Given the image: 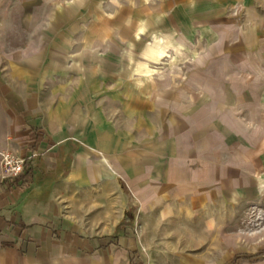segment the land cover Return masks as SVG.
I'll use <instances>...</instances> for the list:
<instances>
[{
	"label": "rangeland",
	"instance_id": "obj_1",
	"mask_svg": "<svg viewBox=\"0 0 264 264\" xmlns=\"http://www.w3.org/2000/svg\"><path fill=\"white\" fill-rule=\"evenodd\" d=\"M132 1L0 0V50L19 74L26 69L45 127L60 131L49 141L66 158L62 170L78 152L87 156L74 204L87 226L111 215L136 264H264L235 259L264 249V230L253 228L264 212V0H135L145 17H159L155 28H183L194 42H177V65L151 76V100L125 75L132 28L113 19L131 16ZM128 95L148 114L136 105L125 113ZM76 108L91 127L82 137L69 121ZM103 133L111 134L106 146L96 142ZM100 148L138 150L111 160L113 178L98 179Z\"/></svg>",
	"mask_w": 264,
	"mask_h": 264
},
{
	"label": "crops",
	"instance_id": "obj_2",
	"mask_svg": "<svg viewBox=\"0 0 264 264\" xmlns=\"http://www.w3.org/2000/svg\"><path fill=\"white\" fill-rule=\"evenodd\" d=\"M7 53L0 50V152L10 135L13 149L30 160L24 180L22 175L0 182V264H136L127 239L114 235L111 215L99 214L100 221L91 226L84 223L86 214L72 193L82 179V166L74 170L75 156L69 171L62 170L66 158L56 154L58 147L51 142L61 133L49 129V123L45 127L41 116L47 109L34 103L26 69L19 74ZM56 124L59 128L60 119ZM259 193L264 196V188Z\"/></svg>",
	"mask_w": 264,
	"mask_h": 264
},
{
	"label": "bare ground",
	"instance_id": "obj_3",
	"mask_svg": "<svg viewBox=\"0 0 264 264\" xmlns=\"http://www.w3.org/2000/svg\"><path fill=\"white\" fill-rule=\"evenodd\" d=\"M73 1L75 2V0ZM80 1L83 3V1L85 0ZM143 2H148V0H143ZM95 3L97 2L93 1V6L95 5ZM139 3H141V1H132L133 6H136V8H133V13L131 14V16L129 15L128 17H123L121 16V14H119L113 19L120 20L121 23H123L124 25H128L132 28V35L128 40H126L125 43H127L128 48H134V50L131 54H129L130 62L127 64V68H130L127 69L125 75L132 81L131 87L136 94L141 95L144 99L151 100L152 95L154 96L156 94L153 92L154 88H152L151 85V76L157 74L159 76V79H162L164 73L159 72V69L162 68V65L168 64L171 67L177 65L178 57H176L174 54V51L178 52V48L176 45L177 42H181V44L183 42L186 44L189 43V46L194 45V42L191 40L190 33L185 32L183 28H181V30L172 29V31L170 32H163L162 30H158V28H155V26L153 25L158 23L159 17L155 16L151 19L145 17L142 14V7L139 6ZM133 19L135 21L134 23ZM104 20L108 21L111 19L105 18ZM190 26L191 35H194L197 31V27L191 25V23ZM199 29L201 37H208L206 33L209 30L211 31L208 25H201L199 26ZM104 32L105 33L103 34L106 37L108 33L106 31ZM187 48L188 50L190 49L189 47ZM121 69L123 70V66H120L119 70L121 71ZM98 90V83L95 82L91 86L90 92L95 95L97 94ZM128 97L131 96L128 95ZM100 103L102 102L100 101ZM133 105L141 107V110L137 112L138 115H146V113L148 114L149 111L145 110L146 105L140 104L136 101L134 97H131V99H127L124 110L125 113H127L130 117H132V115L134 114L133 110L131 109L133 108ZM152 105H150V108L152 107L153 111L150 110V112L152 114H155V116L157 117V110L153 109L156 106L155 104ZM119 114L121 116H124L122 110L119 111ZM92 116L93 119L98 121H100L103 117L101 112H98L97 114H94ZM69 118L70 123L78 132L81 133L85 128H87V120L89 118L81 117L78 108H76L74 112H71ZM110 136L111 134L108 133L100 134L99 138H96V142L98 140L101 146H106L110 144V140H108ZM137 150L138 149L131 148L126 152H118L117 150L113 152H108L109 150L102 148L95 149L94 153L96 156V160L94 163V172L96 174V177L98 179L113 178L115 176V170L111 166V160L114 158L120 159L122 154L131 153ZM85 159L86 157H83L80 152L76 154V164L74 166V170H79V168H81L82 166V163L85 162ZM177 159H180V157H178ZM259 179L264 182V174L261 175ZM253 221V228H255V233L264 230V212L259 213L258 216L253 219Z\"/></svg>",
	"mask_w": 264,
	"mask_h": 264
},
{
	"label": "built area",
	"instance_id": "obj_4",
	"mask_svg": "<svg viewBox=\"0 0 264 264\" xmlns=\"http://www.w3.org/2000/svg\"><path fill=\"white\" fill-rule=\"evenodd\" d=\"M30 157L21 154L11 146V137H6V147L0 152V182L7 179L20 178L24 172Z\"/></svg>",
	"mask_w": 264,
	"mask_h": 264
},
{
	"label": "trees",
	"instance_id": "obj_5",
	"mask_svg": "<svg viewBox=\"0 0 264 264\" xmlns=\"http://www.w3.org/2000/svg\"><path fill=\"white\" fill-rule=\"evenodd\" d=\"M28 173H26L25 175L23 174L22 176V180L25 179V176L27 175ZM257 257H262L264 258V249L257 252V253H251V254H242V255H237L236 256V260L238 259H241V258H247V259H250V258H257Z\"/></svg>",
	"mask_w": 264,
	"mask_h": 264
}]
</instances>
